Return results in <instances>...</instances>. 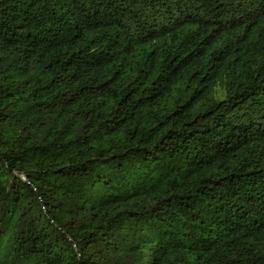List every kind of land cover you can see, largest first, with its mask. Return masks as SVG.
Instances as JSON below:
<instances>
[{
  "label": "trees",
  "instance_id": "16d2710c",
  "mask_svg": "<svg viewBox=\"0 0 264 264\" xmlns=\"http://www.w3.org/2000/svg\"><path fill=\"white\" fill-rule=\"evenodd\" d=\"M0 264H264V0H0Z\"/></svg>",
  "mask_w": 264,
  "mask_h": 264
}]
</instances>
